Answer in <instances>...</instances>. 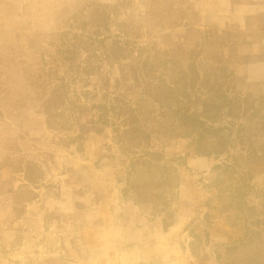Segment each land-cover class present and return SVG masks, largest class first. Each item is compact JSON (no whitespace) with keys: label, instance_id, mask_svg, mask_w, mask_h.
Segmentation results:
<instances>
[{"label":"rangeland","instance_id":"rangeland-1","mask_svg":"<svg viewBox=\"0 0 264 264\" xmlns=\"http://www.w3.org/2000/svg\"><path fill=\"white\" fill-rule=\"evenodd\" d=\"M0 264H264V0H0Z\"/></svg>","mask_w":264,"mask_h":264},{"label":"trees","instance_id":"trees-1","mask_svg":"<svg viewBox=\"0 0 264 264\" xmlns=\"http://www.w3.org/2000/svg\"><path fill=\"white\" fill-rule=\"evenodd\" d=\"M127 127H128V126H127ZM131 132H132V128H129V129L125 130V131L123 132V134H125L126 136H129Z\"/></svg>","mask_w":264,"mask_h":264}]
</instances>
